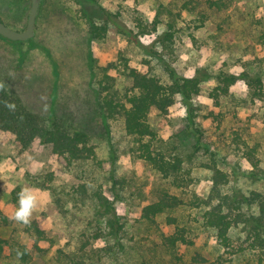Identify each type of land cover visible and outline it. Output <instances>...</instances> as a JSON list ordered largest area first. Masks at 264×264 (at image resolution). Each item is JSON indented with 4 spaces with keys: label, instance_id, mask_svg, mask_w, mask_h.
Returning a JSON list of instances; mask_svg holds the SVG:
<instances>
[{
    "label": "rangeland",
    "instance_id": "1",
    "mask_svg": "<svg viewBox=\"0 0 264 264\" xmlns=\"http://www.w3.org/2000/svg\"><path fill=\"white\" fill-rule=\"evenodd\" d=\"M208 1L42 0L34 38L6 41L0 37V81L45 122L56 117L85 131L98 156L97 160L69 162L39 141L23 150L12 134L0 130V237L11 243L5 246L0 264H17L12 249L15 243L31 246L25 225L13 219L19 207L18 193L25 187L38 190L40 206L32 220L38 219L53 239V244H43L48 252L36 256L31 264H56L59 250L82 255L86 264H170L162 239L173 228L164 216L159 218V226L141 217L160 190L170 187L169 181L138 157L122 119L104 120L101 83L106 80L113 91L124 94L132 87L130 67L152 68L163 75L152 53L163 51L158 36L170 24L175 26L174 43L161 54L180 74L193 76L198 69L214 74L248 69L264 78V0H226L221 10L210 7ZM31 4L32 0H0V16L11 28L24 31ZM93 23L108 25L102 38L92 35ZM148 60L153 61L151 68ZM215 85L214 79L207 80L194 97L198 124L214 143L221 168L236 173L231 185L246 195L264 190V100L252 103L247 86L239 81L216 106L210 98ZM212 114L226 117L221 128ZM149 118L166 154L183 156L191 168L194 180L183 197H207L213 173L203 166L207 154H193L194 139L186 129L184 103H177L167 115L153 111ZM237 133L258 147L262 169L258 181L246 174L250 166L234 143ZM96 190L116 203L125 223L120 242L109 236L92 239L99 226L104 228L96 216ZM189 214L196 246L185 249L188 256L200 253L209 259L208 264H257L255 252H226L215 232L203 225L201 208L189 209L187 217ZM231 235L237 249L245 247L240 227ZM88 240L90 245L81 251Z\"/></svg>",
    "mask_w": 264,
    "mask_h": 264
},
{
    "label": "trees",
    "instance_id": "2",
    "mask_svg": "<svg viewBox=\"0 0 264 264\" xmlns=\"http://www.w3.org/2000/svg\"><path fill=\"white\" fill-rule=\"evenodd\" d=\"M208 4L210 7L221 10L226 6V0H210ZM0 21H3L1 16ZM154 25V31H156L157 22ZM174 28V24H170L169 29L158 36L163 51L157 50L156 53H152L155 55L153 59H157L155 64L161 65L163 75L153 72L151 59L147 61L151 68L147 71L138 67L128 68L132 87L124 94L113 91L110 83L103 81L101 88L105 94H101L100 98L102 115L107 123L115 118L122 119L126 134L138 157L169 181L170 187L160 190L158 199L143 208L141 217L148 224L159 226V218L164 216L166 224L173 228V231L164 234L162 239L170 264H208L210 262L200 253L188 256L185 252V249L196 246L194 221L190 214L188 217L186 215V212L193 208L202 209L203 225L215 232L218 244L225 248L226 252L237 254L249 250L257 254V264H264V190H253L246 195L231 185L232 176L236 173L230 174L221 168L214 143L207 138L198 124V115L193 101L194 97L201 93L203 83L210 79L216 81V85L210 92V98L214 100L216 106H220L223 97L229 96L231 87L239 81L247 86L252 103L262 101L264 100V78L253 74L248 69L241 73L221 70L216 74L208 72L207 69H198L193 76L180 74L161 54L166 49L172 48L176 36ZM107 29L108 25L99 26L94 23L91 25V33L95 38H102ZM125 33L131 39L137 40L132 31L125 29ZM0 37L7 41V38L1 35ZM261 40L264 43V32ZM105 79L108 80L109 76L106 75ZM0 84L3 85L0 89V130L12 134L21 149L27 150L39 141L43 145L51 146L57 157H62L69 162L98 159L96 149L85 131L74 129L63 119L56 117L45 122L15 93L11 92L4 82L0 81ZM179 102L184 103L187 109L186 129L194 139L193 154L198 152L207 154L208 161L203 166L213 173L212 186L205 198L194 195L190 200H186L183 197V193L189 189L194 180L191 168L186 165V159L183 156L166 154L163 147L159 145L157 133L150 123L149 116L153 111L167 115ZM234 116L237 117L236 112ZM211 117L217 122L218 128L222 127L226 118L223 114H212ZM234 143L241 152V157L246 159L250 166V171L246 174L254 181L260 180L262 169L258 147L251 145L239 133L234 138ZM115 176L113 170L111 178L116 188ZM171 188L180 189L181 195L174 193ZM94 198L96 216L104 222V228L99 226L92 239L98 240L109 236L120 242L125 232V223L118 214L115 201L102 190H96ZM39 222L38 219L31 220L29 225H25V233L32 241L30 247L19 243L13 245L17 264H31L36 256H43L48 252L43 244H53V239ZM237 227H240L245 234L242 243L245 247L241 246L239 249L234 245L231 235L232 230ZM6 245L11 243L0 237V257L4 254ZM89 245L88 240L82 244L80 250L85 251ZM86 262L87 259L82 255H71L59 250L56 264H86Z\"/></svg>",
    "mask_w": 264,
    "mask_h": 264
},
{
    "label": "clouds",
    "instance_id": "3",
    "mask_svg": "<svg viewBox=\"0 0 264 264\" xmlns=\"http://www.w3.org/2000/svg\"><path fill=\"white\" fill-rule=\"evenodd\" d=\"M2 88L3 85L0 84V89ZM37 191V189L25 187L18 193L19 207L13 217L16 222L22 223L24 225H29L31 223L33 214L40 206V200L36 194Z\"/></svg>",
    "mask_w": 264,
    "mask_h": 264
},
{
    "label": "water",
    "instance_id": "4",
    "mask_svg": "<svg viewBox=\"0 0 264 264\" xmlns=\"http://www.w3.org/2000/svg\"><path fill=\"white\" fill-rule=\"evenodd\" d=\"M41 1L42 0H32L26 30H15L3 21H0V35L12 41H27L34 38Z\"/></svg>",
    "mask_w": 264,
    "mask_h": 264
}]
</instances>
